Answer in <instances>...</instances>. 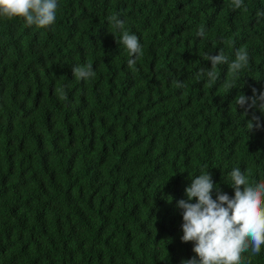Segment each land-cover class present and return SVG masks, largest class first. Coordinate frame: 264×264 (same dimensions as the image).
<instances>
[{
    "label": "trees",
    "instance_id": "1",
    "mask_svg": "<svg viewBox=\"0 0 264 264\" xmlns=\"http://www.w3.org/2000/svg\"><path fill=\"white\" fill-rule=\"evenodd\" d=\"M232 2L57 0L46 28L0 15V264L198 259L177 207L193 178L210 172L213 199L234 197L233 168L264 181V113L235 104L264 92V0ZM110 17L138 37L134 70ZM221 49L246 67L197 79ZM240 264H264V245Z\"/></svg>",
    "mask_w": 264,
    "mask_h": 264
},
{
    "label": "clouds",
    "instance_id": "2",
    "mask_svg": "<svg viewBox=\"0 0 264 264\" xmlns=\"http://www.w3.org/2000/svg\"><path fill=\"white\" fill-rule=\"evenodd\" d=\"M230 6L233 10H239L245 6L244 0H233ZM57 7V0H0V15L9 19L23 17L29 26L46 28L54 25ZM256 19L257 22L264 21V10L256 12ZM113 22L122 31V35L116 39L127 50V64L134 70L141 54L138 37L124 29L123 20L110 17L109 23ZM196 35L206 38L207 33L201 27ZM206 59L211 61V68H201L197 79L206 77L215 82L218 79L215 71L218 65L228 64L231 73H239L246 67L249 57L246 50H237L235 59L230 62L221 49L219 54L208 55ZM72 73L77 80L95 76L92 64L74 66ZM256 91L253 89L254 95L251 97L241 94L235 100L236 105L245 107V114L253 107L264 113V92L256 95ZM254 126H260V118L255 115L247 125L248 131ZM230 176L231 186L235 190L232 198L217 186V198L213 199L211 174L202 171L186 188L188 199L177 202V207L183 210L184 234L181 240L195 241L193 251L198 255V259L194 256L182 261V264H240L241 254L249 249V241L251 252L260 253L264 245V181L249 183L247 170L242 171L239 167L233 168ZM193 198H198V201L191 202Z\"/></svg>",
    "mask_w": 264,
    "mask_h": 264
}]
</instances>
